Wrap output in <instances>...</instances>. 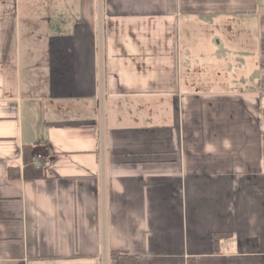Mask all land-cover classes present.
Segmentation results:
<instances>
[{"label":"crops","instance_id":"obj_1","mask_svg":"<svg viewBox=\"0 0 264 264\" xmlns=\"http://www.w3.org/2000/svg\"><path fill=\"white\" fill-rule=\"evenodd\" d=\"M113 251L264 264V0H0V264Z\"/></svg>","mask_w":264,"mask_h":264},{"label":"trees","instance_id":"obj_2","mask_svg":"<svg viewBox=\"0 0 264 264\" xmlns=\"http://www.w3.org/2000/svg\"><path fill=\"white\" fill-rule=\"evenodd\" d=\"M32 153V148H27L25 150L24 178L26 180L36 181L42 179L44 177V173L40 168H36L34 166V161L31 158ZM13 172H17V170L13 169ZM219 239L221 238H219L218 236L215 237V241H218ZM111 258L116 264H142L141 258H139L138 256H133L122 251H113L111 253Z\"/></svg>","mask_w":264,"mask_h":264},{"label":"built area","instance_id":"obj_3","mask_svg":"<svg viewBox=\"0 0 264 264\" xmlns=\"http://www.w3.org/2000/svg\"><path fill=\"white\" fill-rule=\"evenodd\" d=\"M42 162H43V158H42L41 155H39V156H38V159H37V161H36V165H37V167H41Z\"/></svg>","mask_w":264,"mask_h":264},{"label":"rangeland","instance_id":"obj_4","mask_svg":"<svg viewBox=\"0 0 264 264\" xmlns=\"http://www.w3.org/2000/svg\"><path fill=\"white\" fill-rule=\"evenodd\" d=\"M15 46V45H14ZM12 56H13V50H12V55H11V57L10 58H12Z\"/></svg>","mask_w":264,"mask_h":264}]
</instances>
